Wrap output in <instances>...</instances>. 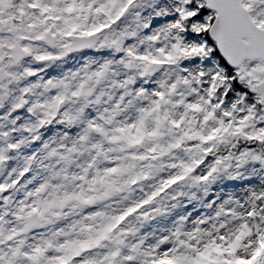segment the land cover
Listing matches in <instances>:
<instances>
[{
	"label": "snow or ice",
	"instance_id": "1",
	"mask_svg": "<svg viewBox=\"0 0 264 264\" xmlns=\"http://www.w3.org/2000/svg\"><path fill=\"white\" fill-rule=\"evenodd\" d=\"M157 3L161 22L139 23L149 31L126 45L137 31L115 26L139 0H17L15 15L11 0H0V109L7 106L0 113V264H264V190L252 192L241 212L220 208L217 217L238 221L230 227L202 228L207 220H197L171 238L130 242L133 221L163 214L167 201L187 195L182 188L210 183L233 160L236 167L264 163V0ZM92 48L119 54L116 63L141 78L179 71L134 92V76L113 81L124 92L89 119L86 109L105 95H94L97 86L115 75L110 60L20 86L39 71L24 66L26 58L48 64ZM230 92L239 99L225 106ZM21 110L33 119L17 124L13 113ZM53 124L83 127L53 136L9 168ZM241 144L238 154H222ZM33 166L45 173L38 182ZM147 181H154L150 191ZM137 187L143 195L133 199Z\"/></svg>",
	"mask_w": 264,
	"mask_h": 264
},
{
	"label": "rangeland",
	"instance_id": "2",
	"mask_svg": "<svg viewBox=\"0 0 264 264\" xmlns=\"http://www.w3.org/2000/svg\"><path fill=\"white\" fill-rule=\"evenodd\" d=\"M140 6L134 8L132 12L122 18L121 21L115 26L117 31L127 30V31H137V36L125 40V44H135L138 43L140 38L147 34L149 30L140 29L137 27L139 23H149L150 28L157 26L162 18L155 17L154 11L156 7H159L157 0H139ZM13 14L15 15V9L18 7L17 0H11ZM140 14V19L137 21L135 14ZM19 20V17L16 16ZM143 46H141L142 49ZM119 58V54L114 53L110 49H84L78 52L69 53L67 56L61 58L58 61L51 62L48 64H37L32 63L30 58H26L24 66L37 69V77H30L28 80L21 82L20 86H24L28 83L36 82L40 79L41 82L48 79L62 78L67 73L71 71H76L77 69L88 64L90 67L95 68L99 64L106 61H112V69L115 75H111L109 79L103 81L99 84L95 90V94H99L101 91L105 93L101 97V103L98 105H90L85 111V119L94 118L98 112L102 111L103 108L109 107L114 104L120 95L124 92V89L118 88L113 84V81L119 82L126 79L128 76H134V81L129 85V89L133 92L138 87L152 88L155 87L157 82L162 79L174 78L178 68H161L156 73L150 77L141 78L132 71H126L121 66H119L116 61ZM37 89V92H40ZM111 96L112 99L109 100L108 97ZM127 97L125 102H127ZM239 99L238 96H231L226 100V105H230L233 100ZM251 101H246L239 107L247 108L248 103ZM0 109V113L6 110ZM131 109L123 113L118 119H122L125 115H129ZM20 115L21 121L17 124L23 122L24 120H31L32 117L27 114L25 110H21L18 113H13V116ZM83 124L79 126H73L72 128L64 127L63 125H49L46 128L40 130L39 134L41 139L37 142L30 143L20 149L18 154V159L11 161L9 163V168L16 165L22 164L23 160L19 157H25L31 155L36 148L40 147L46 140L51 141L52 137L55 136L56 140L65 134L69 137L74 136L80 131ZM14 136L17 134H13ZM23 135H27L24 133ZM55 142H52L50 146H54ZM264 155V154H262ZM214 158H207L205 164L197 171L196 174H202L207 170L208 165L211 164ZM236 162L232 161V167L227 171H222L218 173L214 180L207 184H201L192 186L189 188L187 195L183 204L176 208L165 207L166 211L163 214L157 215L146 222H136L133 221L135 227L138 229L135 237H130V242L135 243L137 240L144 238L145 244L154 243L164 236H169L171 238V233L180 228L182 231H190L192 228L196 227L197 220H207V223L200 225L202 228H210L213 224L218 225L221 222H227V226H231L238 221H235L230 216L221 214L219 217L216 213L221 207L225 209H234L237 212H241L244 209L239 207L240 204L245 205L247 208L251 203V193L259 192L264 190V163L261 161H253L251 159L247 160L240 167L235 166ZM33 171L39 176L45 175L40 169L33 166ZM170 169H164L161 176L166 175ZM29 173L28 175H32ZM154 181H147L143 185L144 191H150L149 187ZM143 193L140 191L139 187L135 189L133 193V199L142 196ZM227 201V203H225ZM107 203V202H106ZM183 218V220H181Z\"/></svg>",
	"mask_w": 264,
	"mask_h": 264
},
{
	"label": "trees",
	"instance_id": "3",
	"mask_svg": "<svg viewBox=\"0 0 264 264\" xmlns=\"http://www.w3.org/2000/svg\"><path fill=\"white\" fill-rule=\"evenodd\" d=\"M251 95H253L252 93H249V96H251ZM231 96H233V94L230 92L229 93V97L226 99V100H228ZM250 101V100H249ZM244 145L243 144H241L237 149H232L230 146L229 147H225V148H222L221 149V151H222V154L224 153V154H226L228 151H234V153H236V154H238V152H239V148L240 147H243ZM211 158H214V157H211ZM189 188L190 187H184V188H182V191H184L185 193H187L188 191H189ZM186 196V195H185ZM185 196H183V197H180V198H178L176 201H171V200H169V201H167L165 204H164V206L165 207H170V208H173L172 207V205L173 204H175V207L174 208H176V207H178V206H180V204L182 205L183 204V202H184V200H185Z\"/></svg>",
	"mask_w": 264,
	"mask_h": 264
},
{
	"label": "water",
	"instance_id": "4",
	"mask_svg": "<svg viewBox=\"0 0 264 264\" xmlns=\"http://www.w3.org/2000/svg\"><path fill=\"white\" fill-rule=\"evenodd\" d=\"M83 50V49H82ZM78 51H81V50H78ZM78 51H75V52H78ZM73 53V52H72ZM154 74V73H153Z\"/></svg>",
	"mask_w": 264,
	"mask_h": 264
}]
</instances>
